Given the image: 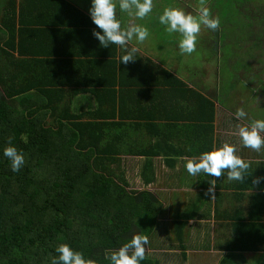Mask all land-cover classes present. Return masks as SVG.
I'll return each instance as SVG.
<instances>
[{"label":"trees","instance_id":"16d2710c","mask_svg":"<svg viewBox=\"0 0 264 264\" xmlns=\"http://www.w3.org/2000/svg\"><path fill=\"white\" fill-rule=\"evenodd\" d=\"M201 2L210 5L213 14H251L246 3L242 6L238 0ZM201 2H196L198 8ZM178 5L180 9L184 7ZM89 6V0H8L5 10H1L0 264H52L60 244L82 253L91 264H110L107 257L133 235L145 236V247L151 251L173 248L171 243L155 241L162 211L155 195L128 190L127 183L112 168L129 138L127 128L141 125L140 121L134 122L142 117L134 114V97L150 90H139L138 69L132 61L120 62L129 48L122 52L115 44L102 47L92 36L95 25L86 14ZM260 9V31L248 38L245 53L233 58L240 60L242 67L234 72L227 61L229 66L225 68L230 76H221L215 86L219 91V84L222 87L227 83V90L219 92L224 105L232 103L229 97L236 90L237 79L233 81L232 76L241 81L250 67L245 61L257 58L256 52L261 51L257 61L264 62V11ZM232 33L219 30L213 37L216 43L228 40L224 44L231 48L238 41ZM229 48L222 46L220 51L226 54L222 49L227 52ZM226 57L227 54L223 58ZM157 70L171 80L167 84L171 90L193 92L165 69ZM251 75L260 77L253 88L257 91L254 117L264 119V96H260L264 77L261 73ZM154 84L159 85V81ZM155 90L154 87L151 92L156 94ZM195 95L206 104L201 107L206 109L203 130L208 132L213 129L214 105ZM49 119L53 123L47 124ZM204 143L209 148L198 155L210 151L212 138H205ZM9 144L24 155V164L16 172L3 156ZM261 148L263 152L257 155L263 161L250 164L247 180L230 181L237 201L241 202L247 192L249 203L246 213L243 208L236 210L237 238L230 241L227 256L219 264H264V179L259 184L252 183L257 177L264 178V146ZM128 149L131 155L151 154L143 149L134 151L129 144ZM198 178L202 182L200 174ZM216 211L217 208L214 216ZM194 214L186 213L187 217ZM217 214L222 217L220 212ZM206 215L210 217L209 210ZM174 225L180 253L165 254L164 258L182 264L187 260L183 241L186 222ZM258 251L263 254L251 260L241 255ZM158 257L162 254L145 250L140 264H160ZM163 262L169 264L167 259Z\"/></svg>","mask_w":264,"mask_h":264},{"label":"crops","instance_id":"0c3cea01","mask_svg":"<svg viewBox=\"0 0 264 264\" xmlns=\"http://www.w3.org/2000/svg\"><path fill=\"white\" fill-rule=\"evenodd\" d=\"M7 1L0 0V12L2 9L5 10V3ZM157 1L153 0L152 12L143 19L135 18L134 16L130 17L127 13L121 12L117 6L116 16L121 20V26L127 27L139 24L148 28V25H151L154 28L155 26H159L160 28L155 29L165 31L164 27L159 24L158 19L155 18V14L161 9ZM185 1L187 0H177L178 4L180 2L182 4ZM3 15L0 14V19ZM152 29L148 28L149 35H153ZM128 48L130 49L129 51L133 48L136 49L133 53L135 59L132 61V65L138 69L136 74L140 78L139 90L150 91H146L141 96L136 95L134 97V114L142 116L134 122L140 121L141 125L138 128L135 125L132 126L136 127V129L127 128L129 138L125 141L122 154L119 156L117 174L121 177V180L127 183L128 190L138 192L148 191L154 194L157 201L161 203V217L157 219L160 222L161 229H158L156 232L159 236L157 238L159 243H172L173 239L178 244L175 238L176 227L174 222L184 221L186 222L183 230L185 245L187 243V246H189V242L192 244H203L202 246L194 245L192 250L220 254L218 256V261L220 262L224 256H227L229 243L237 238L234 228L238 223L236 217L239 214L236 213V210L243 208L244 212H247L246 208L249 203L247 200L248 193H245L241 202L237 201L236 193L229 186L231 182L227 178V170L223 171L221 177H212L211 180H208V176L201 172L199 173L202 176L201 182L198 178L199 174L190 176L184 164L187 159L196 158L199 156V152L205 148H209L205 147L204 143L205 138L209 137L212 138L210 150H214L227 142L235 146L236 154L248 162L249 165L255 161H263V157L257 155L259 154V150L244 147L238 135L240 127L246 126L250 121L256 120L254 117L256 111L255 105L257 104L254 99L256 90L253 89L256 86L247 89L248 86L243 84L242 86L245 87L244 91L239 89L245 93V98L243 99L237 95V89L234 92L229 91L233 92V96L229 97L232 103L224 105L221 102L223 96L219 93L220 91H215L214 88L213 91L209 90V78L207 74L204 77V70L200 69L202 68L201 66L194 69L193 66L186 65L183 59L182 65L184 64L183 66L186 71L179 73L178 69L181 63L177 58L175 66L166 67L160 59L152 57L150 51L135 40L129 42L124 47L118 45L119 51L122 52ZM175 49L179 50L178 40ZM220 50L221 47H219V52L221 53ZM213 51L214 48H212L211 53ZM225 60L228 61L230 66L234 68L233 71L236 72L237 69L235 68L233 56L229 55L226 59L221 56L220 65ZM245 63H248V61H245ZM157 68L165 69L181 80L193 92L188 93L179 89L171 90V86H168L171 80H167L165 75L162 76ZM152 75H155L157 78H154ZM221 76H223L222 71L215 84L218 85ZM156 79L159 81V85L154 84L153 86L152 83L157 82ZM241 81L247 83L246 79H242ZM154 87L157 92L156 94L151 92V90H154ZM263 93L260 96L263 97ZM195 94L209 99L214 105V119L211 124L213 129L210 130L211 132L203 130L206 127L203 121L204 117L207 116H205L204 112L206 111L204 108L206 104ZM234 100L235 102L240 100L239 105H236ZM231 105L232 107L235 106V108H231ZM201 106L204 107L202 108ZM238 109L245 111L246 116L244 118L236 116ZM144 136L149 138L148 142L144 139ZM137 137L140 138L141 142L136 139ZM128 144L132 145L135 149L134 151L143 149L151 152V154L148 156L137 155V153L136 155H131ZM132 184L138 186L134 188ZM210 185H214L212 192L208 191ZM215 208L222 214V217L217 214V211L214 216ZM207 210L210 211V217L205 216V211ZM189 211H194L196 214L188 215L187 217L186 213ZM262 218L264 220V213L262 214ZM208 243L210 244L208 245ZM167 250V248L163 249V251ZM187 250L185 251L186 254ZM261 254H263V251H258L255 254L241 253L246 260L248 257L255 255L258 257Z\"/></svg>","mask_w":264,"mask_h":264},{"label":"clouds","instance_id":"9594fccd","mask_svg":"<svg viewBox=\"0 0 264 264\" xmlns=\"http://www.w3.org/2000/svg\"><path fill=\"white\" fill-rule=\"evenodd\" d=\"M117 6L128 16L143 19L152 12L153 0H90L88 9L89 18L95 27L92 29V36L98 40L100 46L109 45L126 46L135 40L143 43L149 37L148 28L135 24L127 27L121 26V20L116 16ZM159 24L169 34H178V48L181 54H191L196 50L197 35L201 26L209 29H216L218 20L211 18L209 9L201 2L198 14L186 13L177 7H166L158 15ZM135 48L128 51L121 57L120 62L128 63L133 61ZM238 118H244L246 113L243 109L236 111ZM264 119L250 121L248 125L238 129V135L244 147L253 150H260L264 146ZM3 156L11 161L13 172L18 171L24 164V155L11 144L3 150ZM249 163L236 154V148L230 143H223L214 150L202 152L198 157L187 159L184 167L190 176H196L203 172L210 177H221L224 170H227L229 181H244L249 177L247 170ZM264 179L257 177L253 179L254 185ZM213 186L208 188L213 191ZM148 240L143 235H133L129 242L119 249L112 251L107 257L110 264H140L145 259V245ZM58 255L53 258L52 264H91L82 253L74 251L67 244H60L55 249Z\"/></svg>","mask_w":264,"mask_h":264},{"label":"rangeland","instance_id":"374dc122","mask_svg":"<svg viewBox=\"0 0 264 264\" xmlns=\"http://www.w3.org/2000/svg\"><path fill=\"white\" fill-rule=\"evenodd\" d=\"M198 1H203V0H187L186 2L182 3L184 5L182 9L186 13L192 14L191 13L192 11L194 13L192 15H197L196 12L198 10V6L196 5V2ZM238 1L243 2L241 4L242 6H244V4L246 3L245 7H248V9L251 11L250 12L251 14H248L246 11L242 12V14H213L209 11V14L211 15L210 17L218 20V26L216 29H209L207 26H204V25L201 26L200 32L197 35L196 50L191 54H181L180 50L177 51L175 47H176V43L178 40V34L172 35L166 31H163L162 29H155V28H160L159 26H155L154 28L153 26L148 25V28H153L152 31L154 33L153 35H149L146 41L141 43V45L150 51L152 57H156L160 59L161 62H163V64L166 67H169L171 65L175 66L177 64V61H176V58H177L179 62L181 63V66L178 69L179 73L186 71V69L183 66L184 64L182 65L183 59L185 60L184 63L186 65H191L194 67V69L195 67L197 68L198 66H201L202 68L200 69L204 70V73H203L204 77L207 74V77L209 78L208 79V85H210L209 90L213 91V88L215 90V86H217V84H215V81L217 80V78H219L221 71H222V75L225 78H228L230 76V72L225 68L229 66L227 61L223 63L224 65L223 64L220 65V57L221 56L225 57L226 54L228 56V54L232 53L233 55L231 54L230 55L233 56V58L238 59V57L243 55L246 51L245 47H246L248 38L250 39L253 38V36L260 31V28L262 26L261 23H263V21H261L262 19L261 14L259 13L257 14V12H258V9L264 7V0H238ZM157 2L161 6V9L160 11L157 12V14H155V18H157L158 15L162 13L164 8L177 7V4H178L177 0H174V1L158 0ZM180 4L178 6H180ZM200 4L201 3H199L198 5L200 6ZM209 6L210 5L208 4L205 5V7L207 8ZM260 10L264 11V8ZM252 13L256 15H253ZM0 14H3V13L0 12ZM230 18L233 20L231 21ZM249 20H250V23H249ZM219 30H222L223 32H231V33L233 32L232 34L236 36L238 41H234L233 46L231 48H229L227 45L224 44V43H227L228 40H224V41L219 40L218 43H216V39H214L215 37L213 36L217 34ZM222 46H223V49L229 48L227 52L222 49V52L226 54H222L219 52V47L222 48ZM212 48H214L213 53H211ZM261 54H262L261 51H258L255 54L257 58L250 57L248 59V63L250 67H248V71L245 74L246 76L241 75L243 79H246V80L249 79L247 83L242 82V81L240 82V79H238L236 76L235 77L232 76L233 81L234 79H237L236 80L237 95L239 97H242V99L245 98L244 97L245 93L243 92L245 87H243L242 85L246 84L248 87L252 88L258 82V78L260 79L259 76L255 78L251 74L261 73V76L264 77V67H263L264 62L257 61L258 57L261 58ZM243 58L246 59L245 57ZM233 60L236 61V59H233ZM241 67H242L241 61L240 60L236 61L235 68L240 69ZM226 88H227V83H223L222 87H221V84H219L218 90L219 91L227 90ZM239 89H242L243 91H240ZM245 92H248V91H245ZM239 102L240 100L238 102H235V104L239 105ZM231 108H235V106L232 107L231 105ZM51 123H53L52 120L50 119L47 120V124H51ZM136 139L139 142H141L139 137H137ZM144 139L147 140L148 142L149 138L147 136H144ZM262 152H263V148H261L258 153H262ZM112 168L115 169L117 172V165L112 166ZM132 186L135 188L138 185L132 184ZM155 241L159 242V240H155ZM172 241L173 242L171 243V246L173 248L171 250L168 249L167 252H164V251L156 252V251H153V249L151 251L148 249V247H145V250L146 252H149L150 254H153V255L162 254V257L157 258L158 260L161 261L160 264H167L163 262L165 259L169 261V264H179L178 261L173 260L170 257L164 258L165 254L166 255L168 254L171 256L172 254L179 255L180 253L179 249L177 248V244L174 242L173 239ZM209 244L210 243H208V245ZM151 245H153V242L151 243ZM187 245L188 244L186 243V246ZM194 245L202 246L203 244H198V243L192 244L189 242V246H187V249H188L187 250V260L182 262V264H219L218 256L220 254H217L215 252L214 253L213 252L212 253L211 252H199V251L196 252L197 250H192ZM253 258L254 256L248 257L249 260ZM168 259H171V260H168Z\"/></svg>","mask_w":264,"mask_h":264},{"label":"flooded vegetation","instance_id":"af4514ba","mask_svg":"<svg viewBox=\"0 0 264 264\" xmlns=\"http://www.w3.org/2000/svg\"><path fill=\"white\" fill-rule=\"evenodd\" d=\"M256 15V14H255Z\"/></svg>","mask_w":264,"mask_h":264}]
</instances>
